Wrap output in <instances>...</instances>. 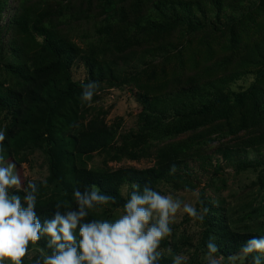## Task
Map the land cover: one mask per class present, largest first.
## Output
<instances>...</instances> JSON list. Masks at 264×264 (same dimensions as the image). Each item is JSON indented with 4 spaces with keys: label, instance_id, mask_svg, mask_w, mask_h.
Instances as JSON below:
<instances>
[{
    "label": "rangeland",
    "instance_id": "1",
    "mask_svg": "<svg viewBox=\"0 0 264 264\" xmlns=\"http://www.w3.org/2000/svg\"><path fill=\"white\" fill-rule=\"evenodd\" d=\"M169 1L0 0V84L17 81L11 72L19 62L47 58L44 34L97 53L114 72L115 84L99 82L81 112L85 125L103 119L115 134L107 147L78 156V166L147 169L159 153L177 150L186 165L182 176L160 182L154 190L209 212L199 221L181 208L170 225L172 235L159 250L169 264L177 254L184 255L185 264H207L204 242L210 236L220 243L224 231L264 235V74H259L264 57L258 56L264 48V0H192L204 9L197 17L205 27L197 31L161 14L158 7ZM75 62L70 78L84 82L89 71ZM253 86L243 104L234 102ZM137 97L155 111H145ZM219 97L228 104L218 113L191 114L213 102L219 108ZM8 122L0 111V123ZM23 155L21 163L10 160L24 185L45 181L46 149L33 147ZM238 161L255 165L239 170ZM130 191L128 185L121 187L125 200ZM122 209L109 204L97 214L115 219ZM44 253L30 247L24 260L41 261Z\"/></svg>",
    "mask_w": 264,
    "mask_h": 264
},
{
    "label": "trees",
    "instance_id": "2",
    "mask_svg": "<svg viewBox=\"0 0 264 264\" xmlns=\"http://www.w3.org/2000/svg\"><path fill=\"white\" fill-rule=\"evenodd\" d=\"M210 1L215 3L218 0ZM166 3L158 9L165 18L170 17L169 21L180 23L188 31H197L205 27L197 17L204 10L200 2L172 0ZM152 24L168 28L167 23ZM42 37L47 58L38 62H19L11 72L17 81L6 87L0 84V111L9 119L6 125L0 123V130L6 133L0 155L4 156V160L12 158L21 163L22 153L25 155L26 152L32 151L33 147H40L45 148L49 156V175L45 181L36 183L38 187L36 211L41 221L52 217L57 202L67 201L72 207L76 206L72 196L74 187H79L83 191L85 187L90 188L95 184L101 192L115 197L116 203L110 202V205L121 207L125 202L120 193L124 185L131 186L132 183H136L143 191L145 184L155 189L158 183L180 176L186 165L177 150L159 153L156 164L147 169L134 167L111 169L105 166L95 170L78 166L76 162L78 156L89 155L107 147L115 134L113 127L106 124L103 119L93 118L85 125L87 118H84L81 112L85 106L82 100L84 85L90 82L99 83L106 79L110 84H115L116 76L97 53L70 42L51 40L46 34ZM258 51H260L258 56L264 57V48H259ZM75 61L89 71L90 78L84 82L70 78L69 72ZM259 74L263 75L264 71H259ZM253 88L254 86L247 93L237 95L234 102L243 104L245 97L253 94ZM137 100L145 111L151 114L155 111L153 104L148 106L141 97H137ZM217 100L219 108L216 102H213L204 106L202 111H193L191 114L197 116L211 111L218 113L220 106L227 105L228 100L226 97H219ZM178 132L183 130L180 129ZM223 155L232 161L233 157L229 151L225 150ZM173 164L177 171L169 174ZM252 165L255 164L250 161L236 162L239 170L250 168ZM20 195L23 196V193L20 192ZM88 219L102 218L96 210H91ZM252 236L258 235L224 231L222 241L216 243L220 250L217 254L222 253L224 257H228L238 252L240 246ZM168 245V242L164 243V246ZM204 245L206 246V241ZM30 247L43 248L44 252L48 253L51 251L46 248V238H42L36 245L30 244ZM250 261L251 257L247 262L250 264ZM23 264H43V260L34 262L24 260ZM159 264H169V260L162 256Z\"/></svg>",
    "mask_w": 264,
    "mask_h": 264
},
{
    "label": "clouds",
    "instance_id": "3",
    "mask_svg": "<svg viewBox=\"0 0 264 264\" xmlns=\"http://www.w3.org/2000/svg\"><path fill=\"white\" fill-rule=\"evenodd\" d=\"M98 87L97 82L84 85L82 100L91 102ZM5 138V131L0 130V151ZM15 169L14 161L5 164L0 155V264H23L29 245H36L42 238H46V248L51 250L44 253L43 264H159L163 255L159 250L161 242L172 235L170 225L177 212L182 208L199 221L209 212L206 207L199 212L192 204L161 194L148 184L141 191L139 184L132 183L115 219H88L91 210L116 203L115 197L93 184L83 191L74 187L76 206L57 202L52 217L41 221L36 211L37 184L29 181L25 186ZM176 171L173 164L169 174ZM192 194L198 196L196 192ZM215 240L210 236L206 243L207 264H241L249 257L250 264H264V235L252 236L228 257L217 255L220 250ZM172 264H185L184 255L173 256Z\"/></svg>",
    "mask_w": 264,
    "mask_h": 264
}]
</instances>
